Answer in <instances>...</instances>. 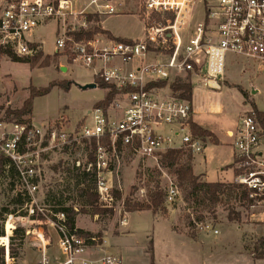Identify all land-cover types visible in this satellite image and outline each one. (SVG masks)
<instances>
[{"label": "built area", "instance_id": "built-area-1", "mask_svg": "<svg viewBox=\"0 0 264 264\" xmlns=\"http://www.w3.org/2000/svg\"><path fill=\"white\" fill-rule=\"evenodd\" d=\"M111 2L90 0L77 12L72 0H2L0 50L32 58L40 49L32 47L27 35L54 22L56 52L66 53L74 64L93 71L94 77L118 92L106 111L93 107L88 111L77 134L32 123L0 121V157L7 161L4 175L18 179L29 205L37 190L35 167L47 140L53 148L65 147L71 140H82L90 147L96 142L86 171L95 177L94 191L100 206L111 209L114 197L108 177L112 157L117 158L122 150L154 161L168 151L200 154L202 137L192 134L190 128L195 90H217L225 78L229 56L250 60L264 69V0H143L137 14L142 39L116 41L94 36L90 41L75 42L70 34L86 30L85 16L116 14ZM184 85L190 87V99L182 97L185 90L180 86ZM227 136L232 139L233 163L238 171L232 183L248 191L252 208H264V133L260 124L254 116L243 115ZM167 182L164 204L172 205L180 196L179 188L171 178ZM52 217L64 260L52 261L49 243L39 233L38 264H75L88 247L98 245V237L68 230L64 213ZM260 218L264 222V211ZM124 223L123 219L121 225ZM201 229L218 235L209 225ZM13 254L5 249L4 264H13ZM99 263L119 264L120 260L108 255Z\"/></svg>", "mask_w": 264, "mask_h": 264}, {"label": "rangeland", "instance_id": "rangeland-1", "mask_svg": "<svg viewBox=\"0 0 264 264\" xmlns=\"http://www.w3.org/2000/svg\"><path fill=\"white\" fill-rule=\"evenodd\" d=\"M142 1L139 0L135 13H138ZM1 7L0 3V11ZM77 20L82 21L79 16ZM98 23L93 25L98 26ZM89 27L88 23L86 30ZM104 27L114 35L128 34L135 37L141 33L142 24L131 9L128 13L122 11L118 16L109 17ZM29 34L42 43L44 52L50 57V65L47 68L35 66L30 69L28 64L15 63L9 57L2 56L0 107L20 108L29 95L30 85L43 88L51 82L71 81L73 84L68 90L54 87L47 95L35 98L32 119L25 116L22 121L47 126L59 133L77 134L87 120L88 111L104 98L107 91L97 87L82 89L93 83L94 73L74 64L72 57L66 53L56 52V23L51 22ZM96 36L97 39L106 37ZM43 55L46 56L44 53ZM15 57L19 60L26 59ZM114 65L119 63L116 61ZM225 77L227 81L223 84V92L227 94L223 95L231 96L228 102L233 108L241 107L243 98L236 89L226 90L234 86L230 82L249 92L254 88L256 93L253 95V102L258 109L264 110V69H259L250 60L229 56L226 60ZM249 92L246 95L250 102ZM249 110L251 111L250 107ZM2 120L4 111H0V121ZM47 135L48 132L46 139ZM45 146L46 150L40 155L35 167L37 190L32 196V205L27 203L28 199L23 195L21 185L14 175L8 178L0 175V231L7 238L5 243L0 240V248L4 247V255L5 249L14 252L13 264H38L39 233L48 241V248L52 244L53 247L56 246L58 233L52 224V216L55 211L66 208L78 213L75 218L77 227L91 231L82 230L98 237L97 244L101 238L107 237L108 249L111 254L118 253L119 264H149V241L152 242L154 264H264V260L256 261L258 259L253 255L264 251V222L260 218L264 208L246 207L232 193L220 195L218 204L212 206L201 192L196 193L191 188L180 186L173 173L176 167L187 161L188 156L192 157L190 152L180 150L171 167L168 163H162V157L157 161L146 160L138 158L131 151H120L117 158L109 160L112 174L108 177L112 191L118 192L120 197L114 198L112 215L98 217L92 215V209L86 204L83 193L85 190L94 193L95 177L86 171L88 164L92 162L90 144L82 140L79 143L71 140L65 147L53 148L47 140ZM223 153L225 156L228 150ZM231 168L235 177L238 172L236 165L233 163ZM195 170L200 171L198 165ZM227 175L226 178L234 179L230 172ZM168 178L178 185L180 196L172 205L163 204L165 214L162 210L151 211L153 216L160 218L158 221L151 218V213L128 214L127 222L122 226L121 221L127 214L123 202L129 196L131 188H135L131 198L146 205L157 187L163 189L167 186ZM97 204L102 208L99 201ZM169 217L174 219L171 220V226ZM229 217L233 221H229ZM190 219H201L202 223H194L193 228H190ZM7 224L11 228L8 232ZM206 225L217 230L219 235H213L210 230H202ZM192 235L194 239L191 238ZM113 236H119V239L112 238Z\"/></svg>", "mask_w": 264, "mask_h": 264}, {"label": "trees", "instance_id": "trees-1", "mask_svg": "<svg viewBox=\"0 0 264 264\" xmlns=\"http://www.w3.org/2000/svg\"><path fill=\"white\" fill-rule=\"evenodd\" d=\"M85 20L87 23L90 24V27L88 30H80L76 31L74 33H71L70 36L75 42L79 41H90L94 38L96 35H105L109 39H113L116 41H123L122 39H114L108 32L103 31L100 27L94 26L93 24H96L100 22V19L97 15H87L85 16ZM92 24V25H91ZM32 47H37L36 45H32ZM58 53L55 54L57 56ZM0 56H7L11 59L12 62L20 63V64H28L30 66V69H33L35 66H38V68H47L50 65V57L48 55L44 56L42 51H39L35 56L32 58H26L24 60H19L15 57L13 53H11L8 50H0ZM93 83L96 85L97 88H100L102 90H106L107 93L105 94L104 98L95 103L93 105V108H99L103 111H106L109 105L114 100L115 96L117 95V91L112 86H109L105 83H103L101 80L94 77ZM73 84L71 81H61V82H51L46 87L43 88H35L34 86H29V95L27 99H25L18 109H9V108H2L0 107V111H4V120L7 122H24L22 121V118L25 116L31 115L32 112V106H33V100L38 97H42L47 95L52 88L58 87L62 88L64 90H68L70 86ZM180 88H184L185 93L182 95L185 99H190V87L188 85H184L183 87L180 86ZM237 90L241 93L245 101L250 105L251 111L248 113L249 115L254 116L255 120L260 124L263 133H264V112L258 111L256 108V105L253 102H249L246 93L240 89L239 87ZM191 132L194 135H198L201 137H211L210 133L200 129L198 126H196L194 123L191 124ZM92 149L95 150L97 145L96 142L93 141L91 145ZM180 154L179 151H168L162 156V163L169 164L171 167L173 164H175V161L177 160L178 155ZM90 160H93L92 153L90 154ZM191 160L192 157L188 156L187 161L178 167H176L173 174H175L176 181L180 186H184L187 188H191L192 191L201 192L206 200L212 205L216 206L218 204V199L220 195H223L224 193H232L235 195L236 199L238 198L239 202H243L244 205L250 206L252 204V200L248 199V191L243 188L240 185L234 184V183H202L199 182V177L194 176L192 173L191 168ZM6 160L3 157H0V175L2 174L4 177V166L6 165ZM7 178V177H6ZM178 186V185H177ZM135 188L132 187L129 193V196L124 199L123 206L126 213H134V212H141V211H158L162 210L163 214H165V207H163L164 204V198L165 193L162 188L157 187L155 192H153L150 196L149 203L146 205H143L142 203H139L137 201H134L131 196L134 194ZM84 197L86 200V204L91 207L92 209V215L93 216H104V215H112L113 211L112 209L108 208H100L98 203V197L94 191V193H90L88 191H84ZM113 197L117 198L120 197V194L118 192H113ZM242 204V205H243ZM56 213L61 212L65 214L66 222L65 225L67 226L68 230L73 231L75 230L79 235L82 236H91L89 233L83 232L82 230L75 228V218L78 213L73 211L70 208L66 209H60L58 211H55ZM54 213V214H56ZM54 220V219H53ZM229 221H233L230 217L228 218ZM190 228H193L194 223L199 224L202 223L201 219H190ZM9 224L6 225V231L8 232L10 230ZM7 233V237H8ZM192 239H194V236H191ZM0 240L5 243V240H7L6 237H4V233L0 231ZM4 247L0 248V263L4 264ZM148 251L150 253V263L154 264L152 260V242L149 241V248ZM256 259L258 260H264V251L259 252L257 255L255 253L253 254Z\"/></svg>", "mask_w": 264, "mask_h": 264}, {"label": "crops", "instance_id": "crops-1", "mask_svg": "<svg viewBox=\"0 0 264 264\" xmlns=\"http://www.w3.org/2000/svg\"><path fill=\"white\" fill-rule=\"evenodd\" d=\"M90 0H72L74 9L78 12L83 7L84 3L89 2ZM139 0H134L132 2L124 1V0H112L111 5L116 11V14L113 15H97L99 19L104 18V20H100L98 23V27H100L102 30L108 32L114 39H124V40H137L143 38V29L141 28V33L139 35L130 36L128 34L125 35H114L109 30H107L104 27V23L109 17L112 16H118L123 11V13H128L129 10H133L134 14L136 15L137 19L138 13H135V11L138 10ZM2 4V0L0 2ZM130 6V8L128 7ZM137 6V7H136ZM137 9V10H136ZM94 10L91 11L93 14ZM90 26V24H89ZM33 35L28 34V41L37 47L45 54L42 43L40 41H36L33 37ZM226 73V68H225ZM227 81L226 77L222 82L219 83V88L214 91H207L203 88H198L195 90L193 95V101H194V111H193V123L198 126L200 129H203L210 133L211 137H202L204 148L200 154L192 156L191 160V168L192 173L194 176L199 177V182L202 183H225V182H232L233 180H230L229 178H226L228 175V172H230L231 176L234 178V172L231 168L233 162H234V151L232 147V139H230L227 136L228 132L233 131L239 119L247 112H249L250 105L245 101L241 93L237 90L239 87L242 89L245 93L248 94V89H244L241 86L235 85L234 83L230 82V84H233L234 86H227L226 90H233L236 89L238 93L242 96L243 100L241 102V107H232L231 103L228 102V100L231 98V96H224L223 87L224 82ZM251 89V92H249L251 98L249 99L251 102H253V95H255L256 91ZM247 90V91H246ZM105 91V90H104ZM227 94V93H226ZM254 103V102H253ZM251 108V107H250ZM257 108V106H256ZM258 109V108H257ZM260 112H264V110L258 109ZM29 117L32 116L29 115ZM33 122V120H32ZM34 124V122L32 123ZM35 125V124H34ZM228 150V153L224 156V151ZM196 156L199 157V159L196 160ZM196 165L200 168V171L195 170ZM214 167V169H213ZM135 214L141 215L142 213H151V211H141V212H134ZM133 214V213H127L126 217L124 218L125 223L122 225L124 226L127 222V215ZM151 218L155 221H158L160 218L153 216L151 213ZM163 220V219H161ZM167 220V219H166ZM171 220H174L172 217H169L170 226L172 224ZM76 228L91 232L89 230H85L83 228L77 227V223L75 222ZM172 230V229H171ZM173 231V230H172ZM128 232V231H127ZM219 235V232H218ZM120 236V234H119ZM119 236H113L112 238L119 239ZM58 242V238H57ZM56 242V243H57ZM108 241L107 237L101 238L99 244L96 247H88L87 251L78 257V259L75 261V264H80L82 261H85L86 264H101L99 263V260L103 258L104 256L112 255L117 258H119L118 253L117 254H111L110 250L108 249ZM111 245V242H110ZM49 254L54 262V260H58L59 262H62L64 258L59 254L58 246L56 244L55 247H53V244L51 248H49ZM54 257V259H53ZM261 261V260H256Z\"/></svg>", "mask_w": 264, "mask_h": 264}, {"label": "water", "instance_id": "water-1", "mask_svg": "<svg viewBox=\"0 0 264 264\" xmlns=\"http://www.w3.org/2000/svg\"><path fill=\"white\" fill-rule=\"evenodd\" d=\"M94 88H96V85L94 83L82 87L83 90H86V89H94Z\"/></svg>", "mask_w": 264, "mask_h": 264}]
</instances>
